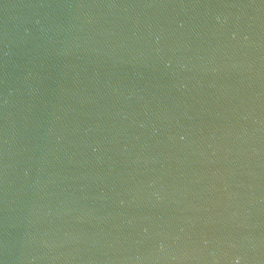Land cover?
I'll return each mask as SVG.
<instances>
[{
    "label": "water",
    "instance_id": "obj_1",
    "mask_svg": "<svg viewBox=\"0 0 264 264\" xmlns=\"http://www.w3.org/2000/svg\"><path fill=\"white\" fill-rule=\"evenodd\" d=\"M0 264H264V0H0Z\"/></svg>",
    "mask_w": 264,
    "mask_h": 264
}]
</instances>
